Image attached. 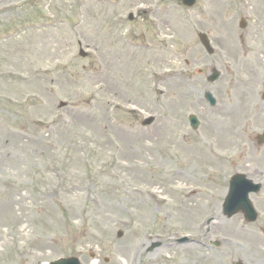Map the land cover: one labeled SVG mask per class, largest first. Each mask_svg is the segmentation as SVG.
Returning a JSON list of instances; mask_svg holds the SVG:
<instances>
[{
    "label": "rangeland",
    "instance_id": "rangeland-1",
    "mask_svg": "<svg viewBox=\"0 0 264 264\" xmlns=\"http://www.w3.org/2000/svg\"><path fill=\"white\" fill-rule=\"evenodd\" d=\"M263 90L264 0H0V264H189L165 246L219 216Z\"/></svg>",
    "mask_w": 264,
    "mask_h": 264
},
{
    "label": "flooded vegetation",
    "instance_id": "flooded-vegetation-1",
    "mask_svg": "<svg viewBox=\"0 0 264 264\" xmlns=\"http://www.w3.org/2000/svg\"><path fill=\"white\" fill-rule=\"evenodd\" d=\"M256 111H250L249 117H264V104L257 105ZM235 174L243 175L247 183L242 186L248 190V203L240 197L236 199V213L227 217L223 213L222 204L227 195V185L218 196L219 216H201L200 220L193 223L189 230L186 254L189 264H203V260H230L232 264L241 261L233 257L237 254L236 249H243V256L256 254L255 250L245 249L260 248L264 252V148L252 144L237 149ZM258 185V191H254ZM241 195V190L238 192ZM195 202L192 200L190 205ZM253 215H255L253 219ZM192 223V222H191ZM217 247L211 246L215 240ZM215 244V243H214ZM262 250L259 253H263ZM264 259L263 256H260ZM245 260H253L250 257ZM244 260V261H245ZM244 264H249L247 261Z\"/></svg>",
    "mask_w": 264,
    "mask_h": 264
},
{
    "label": "water",
    "instance_id": "water-1",
    "mask_svg": "<svg viewBox=\"0 0 264 264\" xmlns=\"http://www.w3.org/2000/svg\"><path fill=\"white\" fill-rule=\"evenodd\" d=\"M183 2L184 5L190 7V6H193L194 3H195V0H181ZM199 38H200V41H201V44L204 46V48L206 49V51L211 54L212 53V50L209 46V42L207 40V38L204 36V35H199ZM81 55L83 56V54L81 53ZM218 78V73L217 72H213V74L208 78V81L210 82H213L215 81L216 79ZM205 98L209 101L210 104H214V100L211 98V96L206 93L205 94ZM190 124L192 127H196L197 126V121L194 117H191L190 119ZM152 120H148L146 122H144V124H149ZM264 138V136H263ZM52 264H79L78 261L76 259H61L55 263H52Z\"/></svg>",
    "mask_w": 264,
    "mask_h": 264
},
{
    "label": "bare ground",
    "instance_id": "bare-ground-1",
    "mask_svg": "<svg viewBox=\"0 0 264 264\" xmlns=\"http://www.w3.org/2000/svg\"><path fill=\"white\" fill-rule=\"evenodd\" d=\"M163 27H165L164 22L158 24V31L161 32ZM166 77H167V76H165L164 79H165ZM161 96H163V94H162ZM90 264H97V262L93 261V262H91Z\"/></svg>",
    "mask_w": 264,
    "mask_h": 264
}]
</instances>
